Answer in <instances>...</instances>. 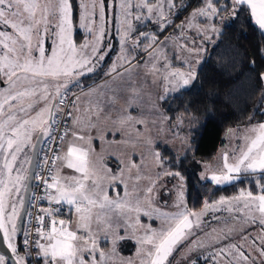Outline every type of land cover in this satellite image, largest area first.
I'll return each instance as SVG.
<instances>
[{
	"label": "snow or ice",
	"instance_id": "snow-or-ice-1",
	"mask_svg": "<svg viewBox=\"0 0 264 264\" xmlns=\"http://www.w3.org/2000/svg\"><path fill=\"white\" fill-rule=\"evenodd\" d=\"M115 2L0 0V243L10 250L12 264H117L118 258L119 264H137L136 259L120 257L125 241L135 242L139 264H174L178 250L185 253L182 264H201V257L205 264L209 260L218 264L217 257L225 264H264V48L257 50L260 63L248 57L245 69L254 74L258 85L255 92L260 99L255 112L261 121L249 123L244 143L231 155L224 153L216 169L206 165L205 174L199 178L223 185L243 175L251 178L250 184L254 180L258 194L242 190L231 198L204 201L200 211L190 210L181 170L157 172L154 180L149 177L148 184L141 187L143 164L137 161L136 152L141 145L147 147L157 164L164 167L163 157L155 151L159 145L152 128L156 127L157 137L166 131L160 126L165 123L173 137L178 133L172 130V118L160 112L161 101L166 104L170 93L197 87L205 63L202 53L223 34L227 23L240 20L248 12L264 30V0H200L179 25L175 19L192 5L177 7L175 0H120L116 16L117 20L123 17L117 28L120 59L103 73L107 79L89 85L87 81L109 58L111 45L104 43L105 9L111 11ZM74 15L84 33L79 44L73 40ZM138 23L155 27L148 32ZM170 29L181 36L182 43L169 35ZM169 41L173 49L178 44L179 52L187 56L175 50L169 56ZM137 49H143L147 59ZM175 59L181 60L183 71L174 69ZM141 69L164 82V92L148 104L157 118L151 123L141 88L133 79ZM75 89L87 97V109L81 106ZM85 112L89 118L82 121L78 113ZM248 119L251 122L254 116ZM183 123L179 120L177 127ZM41 140L50 142L44 159L48 171L36 175L44 192L41 199L49 205L66 204L69 211L74 208L77 218L73 227L70 216H56L61 208L41 205L35 217V233L25 231L21 246L16 221L24 201L19 194L21 188L26 191L25 181L29 179L23 163L29 162L26 149L34 151ZM186 142L191 150L195 140ZM138 155L141 161L145 159L143 151ZM109 156L114 157L112 164L108 163ZM174 162L182 166L184 159ZM65 167L71 173L62 174ZM165 175L178 180L173 212L163 211L155 199L159 197V180ZM240 209L247 210L243 218L237 215L221 220L213 215L203 219L209 210L231 214ZM149 220H160V227L153 228ZM212 220L232 226L217 229L211 226ZM235 221L240 224L239 239H235ZM214 233L215 243L205 244L202 235L211 237ZM0 264H9L8 255L0 254Z\"/></svg>",
	"mask_w": 264,
	"mask_h": 264
},
{
	"label": "trees",
	"instance_id": "trees-1",
	"mask_svg": "<svg viewBox=\"0 0 264 264\" xmlns=\"http://www.w3.org/2000/svg\"><path fill=\"white\" fill-rule=\"evenodd\" d=\"M245 19L248 20L247 24L244 23ZM217 39L216 45L210 48L204 60L197 87L188 92H177L172 97H168L166 104L161 102L165 114L172 118V127L177 117H187L196 123L190 131V140H195V143L182 157L183 165L175 163L167 150L162 151V157L169 164L174 162L170 168L181 170L185 179L193 184L199 198L209 202L216 201L221 196L230 198L235 194L238 195L242 190H252L254 194H258L259 191L254 180L250 184L251 178H244L243 175L234 183L217 186L213 182L200 180L190 169L195 159L210 162L215 157L221 148L226 130L261 121V115L255 112V106L260 99V95L255 92L258 85L255 83L254 74L245 69L249 62L248 57L256 59L257 64L260 63V53L257 50L264 48V34L246 12L240 20L229 22L223 34ZM109 62L107 60L104 67L87 81L89 85L101 80ZM249 116H254L251 122L248 119ZM107 159L108 163L112 164V159ZM233 223L237 230L235 239H239V221ZM231 226L230 223L225 228ZM253 235L256 233L253 232ZM21 237L22 235L18 234L19 242ZM213 237L214 244L215 233ZM132 251L123 252L124 255H132ZM201 251L208 255L206 249ZM196 254L198 253H193V255ZM184 256L185 253L179 250L174 253V264H182ZM216 261L218 264H225L222 257H217ZM201 264H205L203 257H201ZM207 264H216V262L209 260Z\"/></svg>",
	"mask_w": 264,
	"mask_h": 264
},
{
	"label": "rangeland",
	"instance_id": "rangeland-1",
	"mask_svg": "<svg viewBox=\"0 0 264 264\" xmlns=\"http://www.w3.org/2000/svg\"><path fill=\"white\" fill-rule=\"evenodd\" d=\"M199 2H200V0H175L177 7H179L181 5H187V4L192 5V7H189L186 10L180 12L179 18L175 19V23L177 25H179L183 20H185L188 17V15L191 13V11L194 9V7L197 4H199ZM74 3L78 4L79 0H74ZM119 3H120V0H116L115 6L113 7V9L111 11L107 7L105 9L106 37H105L104 43L111 45V51L109 53V58H107L103 62V63H105L107 60L110 61L109 64L106 66L105 71H107L113 63H115L118 59H120L121 36L117 32V28L120 27V24L123 20V17H120L119 20H117V18H116L117 14L119 13ZM173 11H175V9ZM248 14L250 15V13H248ZM250 19H251V17H250ZM251 20L255 24V21L253 19H251ZM73 23H74V33H73L74 43H77V44L82 43L84 40V33H83V29H80L78 27V21H77V18L75 15H74V22ZM137 26L141 30H145L148 32H151V30L155 27V25L152 23H148V24L138 23ZM256 26L258 27V25H256ZM121 31H123L122 28H121ZM178 31H179L178 29L175 30V32H178ZM260 31L264 34V30H260ZM185 34H187V32ZM192 34L193 35L195 34L194 29H193ZM169 35H175V33L170 29ZM175 39L177 42L182 43V39H181L180 35H175ZM217 40L218 39H216L213 43H209L207 45V51L202 53L204 60H205L207 54L210 52L209 51L210 48L216 45ZM197 42L199 43L198 39H197ZM168 44H169V51H168L169 56L172 55L173 50H175L179 55L187 56V53H180L179 52L178 44H177V47L175 49L172 48V42L171 41H169ZM137 51L139 52V55L141 57H144L145 59H147V56L144 53L143 49H137ZM172 64L174 65V69H179L181 71L184 70V68L181 67V60L180 59L173 60ZM132 71H133V73H135L136 69L133 68ZM104 79H107V78L104 77V75H102L101 80H99L96 83H102ZM133 79H134V82L136 84H138L141 88L142 102L145 104V112H146V115L149 119V122L151 123L153 120H156L157 118L152 113V111L148 108V104L150 101L155 100V98L158 94H161L164 92V82L162 81V79L159 76H153L151 74H146V71L144 69L140 70V74L138 77L134 75ZM117 83H119V80H117ZM91 84H93V83H91ZM79 90L80 89H75L74 91H75L76 95L81 96V106L83 108L87 109V107H88L87 97H85L83 95V93H81V91L79 92ZM176 93L177 92H172L168 95V97H172V95H174ZM71 94L72 93H69V95H71ZM117 107L118 108L122 107V103L117 104ZM160 112L165 113L162 108H160ZM78 115L81 116L82 121H87V119L89 118L87 116L86 112L85 113H78ZM46 116H47V114H45V117ZM181 119L184 121V123L182 126L177 127V122ZM157 123L159 124L158 120H157ZM102 124H103V122H102ZM160 126L163 127L166 131L162 132L158 137H157V133H156V127L152 128V135H153V137H156L155 144L159 145L158 147L155 148V151L159 152L161 157H162V151L167 150L169 152L171 158L176 159V160L181 159L185 155V153L188 152V150H189L188 144L186 141L191 139L190 131L196 126V123L187 117H177L175 124L172 127V130L174 132L178 133L177 137H173L172 133L167 131V129H168L167 123L162 124ZM247 126L248 125L232 127L231 130H233V132H231V133L229 132L230 129L226 130L225 131L226 133L223 136L221 148L218 150L215 157L212 160H210V162H205V161H202L200 159H198V160L195 159L190 166L191 172L196 174L197 177L200 178V176L202 174H205V172H206V168H205L206 165H210L212 167V169H216L217 167H219L222 163L221 158H222V155L224 153H228L229 155H231L234 148H236L237 146L242 145L244 143L243 136L245 135V130H246ZM38 134H39V131L34 133L33 143L35 142V136ZM97 150H99V149H97ZM26 151H27V159L29 161L31 153H32L31 152L32 149H26ZM140 151H143L145 154V159L142 161L139 159V155H138ZM136 152H137V161L143 164V177L144 178H142L139 181V184L141 187H144L148 184V182H149L148 178L149 177L153 178V180H154L157 172H162V171L169 169L170 165H172L174 163V162L173 163L171 162L169 164L163 158L164 167H160L157 164V162L154 160L152 152L147 147H145L143 145L138 147L136 149ZM109 157H112V156H109ZM112 158H114V157H112ZM21 160H23V154H22ZM57 167H58V161H57ZM23 168H24L25 173L27 174L28 162L23 163ZM64 173H71V170H69L67 168L63 169L62 174H64ZM13 174L15 175V172ZM52 174H55V170H53ZM207 175L210 176L211 172L210 171L207 172ZM126 179H127V174H126ZM202 181L211 182L210 180H202ZM235 181L236 180H234L230 183H227V184L234 183ZM25 183H26V181H25ZM183 183L185 185L186 207L190 210L200 211L203 208V204H204L205 200H202L201 198H199L198 193L196 192L191 181H187L185 179L183 181ZM227 184H223V185H227ZM223 185H217V186H223ZM129 186L130 187L132 186L131 181H129ZM177 187H178V180L176 178H173L171 176H166V175L162 176L160 178L159 183L157 185L159 197H155V199L163 211H168V212L175 211V209L172 205H173V201L176 199ZM165 189H167L168 191H165ZM23 194H24V188H21L19 198L22 199ZM235 196H236V194H235ZM218 200L219 199H217L216 201H218ZM162 201H167L168 203L164 204ZM66 206L69 209V206L68 205H66ZM245 211H247V210L240 209L239 211L233 212L230 214L225 210H222L220 212H215V213H213L211 210H209V212L207 213V215L205 217H203V219L208 220L213 215L221 217V220H224L226 218H230L231 216H237V215H240L241 218H243L242 213ZM70 217L73 221V227H75L74 222H75L77 217H76V213L74 211V208L71 210V216ZM145 219H147V218H145ZM147 222L150 223L153 228H157V229L161 225L160 220H149ZM210 224L212 227H216L217 229L221 228V227H226L225 224L218 223L217 221H214V220L210 221ZM208 231L211 232V228H208ZM213 236H214V234L211 237L202 235L201 238L203 241L207 242L208 245H212L213 244L212 240L214 238ZM108 247L109 248L111 247L110 242L108 244ZM132 249H133V251H132ZM129 250L132 251V253H131L132 255H124L123 251L128 252ZM136 250H137V246L135 245L134 241H125L120 246V257H122L124 259H136L137 264H139V258L136 255ZM117 264H119V258L117 259Z\"/></svg>",
	"mask_w": 264,
	"mask_h": 264
},
{
	"label": "built area",
	"instance_id": "built-area-1",
	"mask_svg": "<svg viewBox=\"0 0 264 264\" xmlns=\"http://www.w3.org/2000/svg\"><path fill=\"white\" fill-rule=\"evenodd\" d=\"M69 97H72V94L69 95ZM50 142L42 140L41 144H40V148H39V154H38V158L36 161V169H35V173H34V179L32 182V186H31V192L29 195V202H28V207H27V213L25 215V220H24V227H23V231L21 233L22 238H21V246L22 245V241L24 239V233L25 231L31 232L33 235L35 233V225H36V214L40 209V206H44V207H52V208H61L60 212L56 213V216L58 218H64L69 214V209H67L64 206L61 205H49L46 201V199H41V197L44 196V192L42 190V188L40 187V181H38L36 179V175L37 174H41L43 173H47L48 169L47 166L44 165V159H45V152H48V145ZM49 156H51V153L49 152ZM53 173V172H52ZM32 236L29 237V239H31Z\"/></svg>",
	"mask_w": 264,
	"mask_h": 264
},
{
	"label": "water",
	"instance_id": "water-1",
	"mask_svg": "<svg viewBox=\"0 0 264 264\" xmlns=\"http://www.w3.org/2000/svg\"><path fill=\"white\" fill-rule=\"evenodd\" d=\"M39 135V134H38ZM42 140L40 141L39 145L35 148V150L31 151V156H30V160H29V166H28V170H27V175L29 176V179L26 180V191L24 190V194H23V207L20 209V216L17 219L16 223L18 226V234H21L23 231V227H24V220H25V215L27 213V207H28V202H29V195L31 192V186H32V182L34 179V173H35V169H36V161L38 158V154H39V148H40V144H41ZM35 143V142H34ZM2 235V234H0ZM0 254H6L9 257V264H12V254L10 252V250L7 248L6 244L0 243Z\"/></svg>",
	"mask_w": 264,
	"mask_h": 264
},
{
	"label": "crops",
	"instance_id": "crops-1",
	"mask_svg": "<svg viewBox=\"0 0 264 264\" xmlns=\"http://www.w3.org/2000/svg\"><path fill=\"white\" fill-rule=\"evenodd\" d=\"M79 92H80V90H79ZM108 158H111L112 160H113V158L112 157H108ZM60 166V162L58 161V167ZM63 169H66V167L65 168H63ZM64 207H66L67 208V206L66 205H63ZM68 209V208H67ZM69 216H71V211L69 212V214L66 216V217H64V219H68L69 218Z\"/></svg>",
	"mask_w": 264,
	"mask_h": 264
},
{
	"label": "flooded vegetation",
	"instance_id": "flooded-vegetation-1",
	"mask_svg": "<svg viewBox=\"0 0 264 264\" xmlns=\"http://www.w3.org/2000/svg\"><path fill=\"white\" fill-rule=\"evenodd\" d=\"M29 160H30V159H29ZM28 163H29V162H28ZM28 166H29V164H28ZM27 170H28V169H27ZM25 184H26V183H25ZM20 209H21V208H19V212H20Z\"/></svg>",
	"mask_w": 264,
	"mask_h": 264
}]
</instances>
